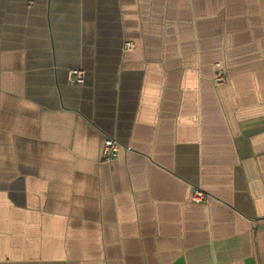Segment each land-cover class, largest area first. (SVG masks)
I'll return each instance as SVG.
<instances>
[{
    "label": "crops",
    "instance_id": "crops-1",
    "mask_svg": "<svg viewBox=\"0 0 264 264\" xmlns=\"http://www.w3.org/2000/svg\"><path fill=\"white\" fill-rule=\"evenodd\" d=\"M0 264H264V0H0Z\"/></svg>",
    "mask_w": 264,
    "mask_h": 264
},
{
    "label": "built area",
    "instance_id": "built-area-1",
    "mask_svg": "<svg viewBox=\"0 0 264 264\" xmlns=\"http://www.w3.org/2000/svg\"><path fill=\"white\" fill-rule=\"evenodd\" d=\"M126 48H131L130 43L126 44ZM70 79L72 83L80 85L83 83V72L79 69L70 71ZM225 80V76L221 70H217L213 75V81L215 84H221ZM118 143L112 137H105L101 145V159L103 161H110L117 156ZM208 195L200 188L194 187L191 191V201L204 202Z\"/></svg>",
    "mask_w": 264,
    "mask_h": 264
}]
</instances>
